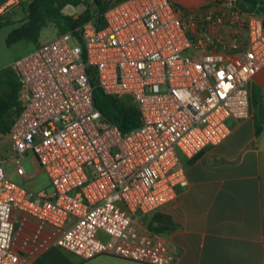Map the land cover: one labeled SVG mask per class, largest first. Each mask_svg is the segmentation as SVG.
Wrapping results in <instances>:
<instances>
[{"label":"built area","instance_id":"built-area-1","mask_svg":"<svg viewBox=\"0 0 264 264\" xmlns=\"http://www.w3.org/2000/svg\"><path fill=\"white\" fill-rule=\"evenodd\" d=\"M216 1L182 17L171 0H116L102 26L89 19L11 61L21 105L6 133L13 170L24 173L20 157L30 152L50 188L10 180L0 159V264H27L12 246L14 210L81 258L165 263L137 217L186 182L181 157L224 138L228 117L249 114L248 84L264 64L262 18ZM94 86L131 98L139 123L122 132L106 120Z\"/></svg>","mask_w":264,"mask_h":264},{"label":"crops","instance_id":"crops-1","mask_svg":"<svg viewBox=\"0 0 264 264\" xmlns=\"http://www.w3.org/2000/svg\"><path fill=\"white\" fill-rule=\"evenodd\" d=\"M22 1L0 0L1 19L11 20L21 14L18 24L24 14ZM181 1L187 5L190 0ZM210 2L197 0L193 4H203L197 9L203 11L216 7ZM260 5L264 7V0L252 8H241L237 3L243 11H254L264 23ZM217 31L225 33V26L217 27ZM239 32L241 36L242 30ZM248 89L249 114L228 117L229 131L224 138L188 159L181 157L186 182L176 184L172 198L158 209L137 217L162 247L164 264H264V64L253 72ZM5 153L8 158L3 164L11 162L14 172L11 146ZM26 158L38 171L40 167L30 152L20 157L21 164ZM19 176L30 175L24 170ZM36 182L23 186L29 188ZM42 188L48 189L41 185L31 190ZM12 223V246L27 264H157L105 253L81 258L53 245V229L20 211H13Z\"/></svg>","mask_w":264,"mask_h":264},{"label":"trees","instance_id":"trees-1","mask_svg":"<svg viewBox=\"0 0 264 264\" xmlns=\"http://www.w3.org/2000/svg\"><path fill=\"white\" fill-rule=\"evenodd\" d=\"M114 1L116 0H24V14L18 24L8 30L5 42L9 44L19 39H27L35 46L39 43L40 29L48 22L55 28L56 34L66 31L76 34V27L89 19L93 20L96 27H100L104 23L102 12ZM237 3L241 8L242 5L252 8L260 0H237ZM66 4H80L83 8L73 16L63 11ZM259 7L264 8L261 5ZM18 92L19 80L13 69L10 65L0 67V136L7 133L14 115L21 107L17 98ZM92 101L100 114L122 132L140 121L136 105L126 95L107 94L94 86Z\"/></svg>","mask_w":264,"mask_h":264},{"label":"rangeland","instance_id":"rangeland-1","mask_svg":"<svg viewBox=\"0 0 264 264\" xmlns=\"http://www.w3.org/2000/svg\"><path fill=\"white\" fill-rule=\"evenodd\" d=\"M172 1L176 5V7H178L182 17H185L188 13H191L197 10L199 7L203 5V4H193L197 0H190L188 2L189 4L187 3V5L183 4L185 2L181 0H172ZM210 4H214L218 6V3L216 0H211ZM210 4L208 3V5ZM82 8L83 6L80 4L78 5L66 4L63 7V11L74 16ZM204 12H205V9L203 10V13ZM20 15L18 14L17 17H14V19L11 18V20L9 19L7 21L2 20L0 17V67L9 65L13 59L25 54L26 52L30 51L34 47L33 42L27 39H19L9 44H6L5 42L6 33L8 32L10 28H12L13 26L17 24V19ZM55 34H56L55 28L50 22H48L45 26H43L40 29L38 33V40L43 41V40L49 39L55 36ZM8 141L9 140L7 139L5 135L0 136V159L1 160H3L6 157L8 158V156H6L8 153L4 154V150L10 148ZM11 166H12L11 162L4 161L3 169L5 173L8 172V178L10 180L27 186L30 182L36 179L37 182L30 185L29 187L30 189H37L41 185H46L48 189L50 188L49 180L45 172L41 168H39V170L36 171L35 166L31 163L29 159L26 158V159H23L22 161V166L25 170L26 175H30L28 177L21 178L15 172L11 171Z\"/></svg>","mask_w":264,"mask_h":264}]
</instances>
